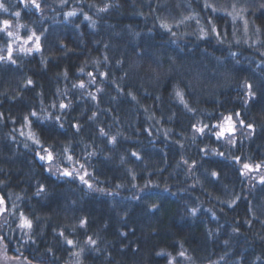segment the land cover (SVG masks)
<instances>
[{"label":"trees","instance_id":"obj_1","mask_svg":"<svg viewBox=\"0 0 264 264\" xmlns=\"http://www.w3.org/2000/svg\"><path fill=\"white\" fill-rule=\"evenodd\" d=\"M36 2L0 0L2 264H264V0Z\"/></svg>","mask_w":264,"mask_h":264},{"label":"snow or ice","instance_id":"obj_2","mask_svg":"<svg viewBox=\"0 0 264 264\" xmlns=\"http://www.w3.org/2000/svg\"><path fill=\"white\" fill-rule=\"evenodd\" d=\"M22 2H25V6H26V7H27L28 3H30V4H31L32 6H34L37 10L40 9V4L37 3L36 0H22ZM62 2H66V0H62ZM205 7H206V8H211L213 12L216 11V8H215L214 6H212L211 4H208V3H207V0H206V2H205ZM261 7L264 8V4H262ZM233 8H235V5H233ZM0 10H3L4 12H7V11H8V9L3 5V3H0ZM99 10H100V11H105L106 8H102V9H99ZM231 14H232V13H229V15H231ZM66 15H67L68 17H72V16H75V15H76V12H75V11H70V12L66 13ZM15 16L19 17V16H20V12H16V13H15ZM84 18H85L86 20H89V19H90V17H88V16H85ZM191 18H192V17H186L185 19H191ZM181 22H183V21H181ZM94 23H95V22L93 21V24H94ZM209 23H211V21H209ZM2 24H3V27H0V32H5V31L10 27V23H9L8 20H4V21L2 22ZM161 27H162V28H165V29L168 30V31H171V28L169 27V25H168L167 22L162 21V22H161ZM211 31H212L213 33H216L217 35H219V33H217L216 27H215L214 25L212 26ZM201 33H202V36H206V35H207V32H205L203 28H201ZM6 34H7V36H9V37H12V36L14 35L13 32H11V31H6ZM33 37H35V41H36L35 50H36V51H39V50H40V47H39V40H40V37L37 36V35L35 34V32H33L30 36H28V39L25 41V43H27L28 41H31V40L33 39ZM21 50L23 51V49H21ZM28 51H32V50L29 49ZM7 52H8L7 56L0 55V62H3V61H5V60H7L8 62H10V63H12V64H15L16 61H15V59L12 58V52H13V49H12V46H11V45L8 46V50H7ZM90 75H91V74H90ZM27 83H28V85H31V84H32V81H31V80H28ZM79 87L83 88V87H84V84L81 83V84L79 85ZM247 87H248V89H249V93H248V95H249V96L254 95V94L251 92V85H247ZM98 91H99V90H98ZM176 96H177V98L179 99V102H180L181 104H183L184 107H185L188 111H192V109L188 106V104H187V103L185 102V100H184V94H183L182 90L177 89V90H176ZM92 98L95 99V96H93ZM59 107H60L61 109H65V108L67 107V105H65V104H60ZM31 115H32V116H36V113H35V112H32ZM236 116L239 117V113H236ZM25 119H27V117H26ZM223 120H224V122H223L222 124H220V125H215V126H214V127H218V128H219V131L216 132V133H214V135L217 137V139L223 138L224 135H225V133H229L230 135H231V134H234V131H235L236 124H235V122H233V119H232V116H231V115L224 117ZM239 124H240L241 126H244V121H243V120H239ZM61 127H62V125H61ZM206 127H208V126H207V125H204V127H199V128H196L195 130H196L197 132H200L201 134H203L204 129H205ZM248 127L251 128L252 126H251V125H248ZM22 134H23V133H22ZM101 134H102V135L104 134L103 131H101ZM33 135H34V134H31V133H30V134H29V138H33ZM114 141H115V138H113V142H114ZM229 142H230V143H234V141H231V140H229ZM44 151L47 153V155H46V156H40V159H41L42 161H43V160H48L49 162H51V161L53 160V155H52V153L49 152L47 149H44ZM132 155L136 156V153H133ZM220 155H223V153H220ZM137 158H139V157H137ZM68 159L71 160L72 157L69 156ZM81 167H83V166H81ZM256 167L259 168V165H257ZM243 168H244V169H248V170H250V165H249V164H244V165H243ZM62 175H64V176H71L72 173H70V172H68V171H64V172L62 173ZM85 175H87L86 172H85ZM216 175H217V173H215V172L212 173V176L215 177ZM80 179H81V181H82L83 183H85V184L88 183L86 180H84V177H83V176H81ZM261 183H264V179L261 180ZM88 187L91 188V187H92L91 184H88ZM41 191H43V189H41ZM6 211H7V207L5 206V201H4V199H3L2 197H0V214H3V213L6 212ZM81 226H83V222L81 223ZM18 227H19L20 229H22V230H24V229L31 230V228H32V221L29 220L27 217H25V216L21 213V215H20V223H19ZM61 235H63V233H61ZM3 240H4V237L0 236V242H2ZM67 243H68L69 245H72V244H73V241H72V240H67ZM89 243H91V244L94 245V244H95V241H93V240H91V238H89ZM76 255L78 256L79 253H77ZM179 255H180L181 257H183V256L185 255V253H184V252H180ZM169 264H171V261L169 262Z\"/></svg>","mask_w":264,"mask_h":264},{"label":"rangeland","instance_id":"obj_3","mask_svg":"<svg viewBox=\"0 0 264 264\" xmlns=\"http://www.w3.org/2000/svg\"><path fill=\"white\" fill-rule=\"evenodd\" d=\"M18 38H19V35H16V39H15V44L16 45H19V46H21V45H26V49L27 50H29V49H31L32 51L33 50H35V45H36V43H34V40L32 39L31 41H28L27 43H25L24 42V40L23 39H21V41H22V43H20V40H18ZM24 42V43H23ZM29 43V44H28ZM20 48H23V46H21ZM31 52V51H30ZM233 119V118H232ZM233 122H235V124H236V127H235V131L238 129V123H237V121L235 120V119H233ZM234 131V132H235ZM225 134H229V133H225ZM230 135V134H229ZM232 135V134H231ZM5 213V212H4ZM4 213L3 214H0V223H1V220L3 219V216H4ZM0 250H1V248H0ZM0 256H1V251H0ZM4 259H6V263H7V258L5 257V258H3V259H1L0 260V264H2L3 263V261H4ZM11 259V258H10ZM13 263H14V261H13Z\"/></svg>","mask_w":264,"mask_h":264}]
</instances>
